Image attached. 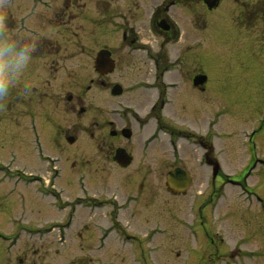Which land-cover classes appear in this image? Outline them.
I'll return each instance as SVG.
<instances>
[{
    "label": "rangeland",
    "instance_id": "obj_1",
    "mask_svg": "<svg viewBox=\"0 0 264 264\" xmlns=\"http://www.w3.org/2000/svg\"><path fill=\"white\" fill-rule=\"evenodd\" d=\"M83 1L69 10L80 16L70 23L74 30L84 24L77 33L83 34L80 41L65 32V24L57 28L58 19L69 21V15L56 20L54 13L64 9L66 0H9L13 12L9 26L36 39L38 47L7 107L0 109V235L11 239L7 244L0 239V264H32L35 259L39 264H186L188 260L210 264L213 244L201 255L194 237L186 239L181 231L191 211L206 204L209 209L214 186L207 180L212 169L198 167L196 157L185 148L193 184L187 194L173 195L165 188L174 154L160 146L141 150L153 131L145 128L133 137L135 160L125 168L114 162L115 149L103 147L118 143L106 125L116 98L97 82L101 76L94 62L101 45L114 42V34L112 23H103L94 41L95 26L80 14ZM140 1L143 6L148 2ZM92 2L88 1L87 10ZM199 13L200 65L208 75L218 119L215 154L224 174L240 182L250 157L264 158V0H223L216 11L201 0ZM193 22L191 15L186 22L191 36L198 34L190 29ZM122 53L128 57L126 50L117 55ZM120 64L123 68L106 79L130 86L134 75L127 69L129 62ZM92 80L98 84L91 85ZM77 93L83 101L74 111L75 101H68V96ZM131 98L125 94L119 100L123 106H136ZM81 107L86 111L80 113ZM67 135L76 136L75 142L69 143ZM247 181L264 202V166L254 168ZM220 182L218 178L212 206L217 210L218 230L229 232L233 247L242 238L246 247L264 251V203L229 182ZM92 195L99 198L98 206L85 201ZM115 205L126 209L118 210L117 222L138 237L133 246L121 227L109 236L103 231L113 224ZM37 226H55V230L27 233ZM146 234L152 236L150 247ZM14 239L16 246L7 255Z\"/></svg>",
    "mask_w": 264,
    "mask_h": 264
},
{
    "label": "flooded vegetation",
    "instance_id": "obj_2",
    "mask_svg": "<svg viewBox=\"0 0 264 264\" xmlns=\"http://www.w3.org/2000/svg\"><path fill=\"white\" fill-rule=\"evenodd\" d=\"M78 1L66 0L64 9L60 13L55 10L54 13L56 20L59 16L65 18L69 15L68 22H60L58 19L57 28L65 24V32L73 33L71 38L75 37L81 41L83 34L79 33L77 36V33L84 28V24L78 25L75 30L74 26L70 25L79 16L69 11L77 6ZM88 1L84 0V4H81L79 8L84 10L80 12L84 20L85 18L90 20L95 26L91 29V36L95 37L94 41L98 40V30L102 28V24L111 22L110 33L114 34V42L102 44L99 49L103 47L111 49L116 65L114 72L118 68H123L120 63L129 62L127 69L129 68L130 74L134 75L133 84L130 86L122 84L121 95L112 94L114 86L120 80L108 82L106 79L108 74L101 75L97 80L116 98V106L107 112L106 116L109 117L106 119V125L109 129L111 128V138L117 140L118 143L116 146L114 143H105L103 146L109 150L115 149L111 155L114 159L116 151V165L122 168L117 160V150L120 148H124L132 155V163L134 162L135 156L130 142L144 126L152 127L154 131L152 137L141 145V150L150 152L154 146H160L163 151L175 154L177 164H172L173 168L187 166L186 155L183 151L185 148H188L190 153L196 157V163L200 162V158L196 156V154L199 156L200 150L205 151L203 159L212 161L216 106L214 95L209 91L208 75L207 77L204 75L200 65L199 9L201 0H147L145 6L140 0L129 2L93 0L91 8L95 9V15L91 14L92 9L87 10ZM191 15L195 22L190 29L198 33L192 36L188 33L186 26V22L191 20ZM116 38L118 43H116ZM125 50L128 57L125 53L118 54L120 55L118 57L117 53ZM175 51L176 54H174ZM123 76L125 74L121 77ZM203 77L206 79L202 81ZM97 82L92 80L93 84ZM90 87L87 86V89ZM125 94L132 95L131 100L136 102V106L134 104L123 106L120 103V97ZM76 95L68 96V101H75L71 108L74 111L76 106L83 101L81 93ZM143 105L148 107L146 112H142ZM202 109L206 111L201 113ZM114 210L116 211V205ZM217 233L213 224L208 228L205 225L197 226V245L203 246L205 243L214 245V250L210 253V264H218V260L221 259L225 260L223 264H248L249 258L258 264L259 258L263 259V248L252 250L249 253L244 239H239L233 247L229 232L228 241ZM242 245L245 247L241 248ZM32 264L39 263L35 259ZM40 264L51 263L42 262Z\"/></svg>",
    "mask_w": 264,
    "mask_h": 264
},
{
    "label": "clouds",
    "instance_id": "obj_3",
    "mask_svg": "<svg viewBox=\"0 0 264 264\" xmlns=\"http://www.w3.org/2000/svg\"><path fill=\"white\" fill-rule=\"evenodd\" d=\"M12 14L9 0H0V109L7 107L12 89L31 65L38 47L36 39L9 26Z\"/></svg>",
    "mask_w": 264,
    "mask_h": 264
},
{
    "label": "water",
    "instance_id": "obj_4",
    "mask_svg": "<svg viewBox=\"0 0 264 264\" xmlns=\"http://www.w3.org/2000/svg\"><path fill=\"white\" fill-rule=\"evenodd\" d=\"M179 173H181V172H180V170L178 169V170H176V171L174 172V175L176 176V175L179 174ZM171 181H172V183H173L174 185H177V184H178V182L176 181V179L171 178ZM184 185H186V186L188 185L187 181L184 182Z\"/></svg>",
    "mask_w": 264,
    "mask_h": 264
}]
</instances>
